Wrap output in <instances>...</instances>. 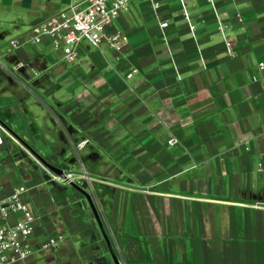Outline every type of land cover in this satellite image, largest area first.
Wrapping results in <instances>:
<instances>
[{
    "label": "crops",
    "instance_id": "obj_1",
    "mask_svg": "<svg viewBox=\"0 0 264 264\" xmlns=\"http://www.w3.org/2000/svg\"><path fill=\"white\" fill-rule=\"evenodd\" d=\"M70 2L0 0V121L25 148L4 136L0 194L41 216L28 263L264 264V0H131L127 43L75 62L7 49Z\"/></svg>",
    "mask_w": 264,
    "mask_h": 264
},
{
    "label": "built area",
    "instance_id": "obj_2",
    "mask_svg": "<svg viewBox=\"0 0 264 264\" xmlns=\"http://www.w3.org/2000/svg\"><path fill=\"white\" fill-rule=\"evenodd\" d=\"M130 4L131 0H71L65 9L34 25L21 36L12 38L6 47L8 50H15L26 44L42 43L48 38L56 50L63 52L68 62L79 59L81 44L84 41L97 49H120L127 43L128 36L112 28L120 15L129 9ZM161 26L165 28L168 23ZM227 45L230 54L234 56L235 52L229 40ZM260 67L264 69L263 62ZM4 136L23 147L0 121V144L3 143ZM262 138L264 139V132ZM175 142V139L169 140L170 144ZM26 151L46 169L53 180L63 182L73 177L68 174V178H64L54 173L33 153L27 149ZM40 220L41 216L29 200L27 187L20 186L10 194H0V264H29L28 260L34 253L32 238ZM64 239L63 234L51 237L42 248L55 249Z\"/></svg>",
    "mask_w": 264,
    "mask_h": 264
},
{
    "label": "water",
    "instance_id": "obj_3",
    "mask_svg": "<svg viewBox=\"0 0 264 264\" xmlns=\"http://www.w3.org/2000/svg\"><path fill=\"white\" fill-rule=\"evenodd\" d=\"M45 166H47L51 171H53L54 173L64 177V178H68L67 174L65 173V171L61 168H58V167H55L51 164H49L45 159H43L39 154H37L35 151L32 152ZM75 188H77L88 200L89 204H90V207L95 215V218L96 220L98 221L102 231H103V234L105 236V239L106 241L108 242V244H110L109 242V238L108 236L106 235L105 233V230H104V226H103V221H102V218L98 212V209L95 205V202L92 198V195L87 192L84 188H82L81 186L77 185V184H73ZM112 255H113V258H114V261H115V264H121L120 260L115 256V254L113 253L112 251Z\"/></svg>",
    "mask_w": 264,
    "mask_h": 264
},
{
    "label": "rangeland",
    "instance_id": "obj_4",
    "mask_svg": "<svg viewBox=\"0 0 264 264\" xmlns=\"http://www.w3.org/2000/svg\"><path fill=\"white\" fill-rule=\"evenodd\" d=\"M42 157V156H41ZM43 158V157H42ZM44 159V158H43ZM42 169L44 170V171H46V169L44 168V167H42ZM62 169V168H61ZM82 171V170H81ZM47 172V171H46ZM94 199V198H93Z\"/></svg>",
    "mask_w": 264,
    "mask_h": 264
}]
</instances>
